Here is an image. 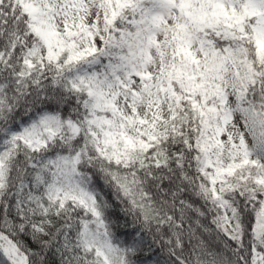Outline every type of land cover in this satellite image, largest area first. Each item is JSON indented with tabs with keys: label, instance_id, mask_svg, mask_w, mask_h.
<instances>
[{
	"label": "snow or ice",
	"instance_id": "6c2138e0",
	"mask_svg": "<svg viewBox=\"0 0 264 264\" xmlns=\"http://www.w3.org/2000/svg\"><path fill=\"white\" fill-rule=\"evenodd\" d=\"M0 264H264V0H0Z\"/></svg>",
	"mask_w": 264,
	"mask_h": 264
}]
</instances>
